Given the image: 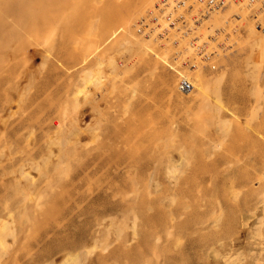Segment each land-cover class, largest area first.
<instances>
[{"label":"rangeland","instance_id":"1","mask_svg":"<svg viewBox=\"0 0 264 264\" xmlns=\"http://www.w3.org/2000/svg\"><path fill=\"white\" fill-rule=\"evenodd\" d=\"M6 1L0 264H264V56L254 67L248 33L217 71L202 68L224 77L210 104L183 103L163 84L177 81L174 48L149 43L156 55L128 74L118 66L136 58L119 52L124 31L103 44L126 0H33L25 16L22 0Z\"/></svg>","mask_w":264,"mask_h":264},{"label":"built area","instance_id":"2","mask_svg":"<svg viewBox=\"0 0 264 264\" xmlns=\"http://www.w3.org/2000/svg\"><path fill=\"white\" fill-rule=\"evenodd\" d=\"M159 5L156 20L147 22L143 18L139 30L145 36L153 35L151 40L160 47L168 44L174 48L171 64H177L176 68L183 73L200 68L217 71V59L235 49L231 34H245L244 26L264 33V0H161ZM232 6L243 10V16L239 12L232 14L220 26H214V18ZM158 21L161 24L154 28ZM145 26L148 30L143 31ZM177 79L182 92L193 91L192 79Z\"/></svg>","mask_w":264,"mask_h":264},{"label":"bare ground","instance_id":"3","mask_svg":"<svg viewBox=\"0 0 264 264\" xmlns=\"http://www.w3.org/2000/svg\"><path fill=\"white\" fill-rule=\"evenodd\" d=\"M12 1V0H11ZM19 0H15V3H17ZM23 1V9H21L22 10V13H24V16L29 12L30 13V10L32 11V6H30L29 7V5H30V3L31 2H33V0H22ZM38 1V0H37ZM160 1L161 0H126L125 2H123V3H121V5H119V7L118 8H116V10H115V12H113L114 14H112V15H110L107 19H106V21L104 22V24H103V30L104 31H107V32H109L110 34L108 35V37L104 40V42H103V44L104 43H106V42H108V41H110L111 39H113L114 37L116 38V35L118 34V33H120L121 31H124V33H125V38L119 43L120 44V49L119 50H121V51H119V52H122V53H126V54H128L130 57H131V59L132 58H136L135 59V61H133V62H128V63H125L124 65L122 64L121 65V67H120V64H119V68H122V70H124V72L125 73H128L129 74V72H132V71H134V69H135V66H137L138 64H140L141 62H143V60L145 59V57L147 56V54H149V53H151L152 52V47L150 46V44L149 43H154L155 45H158L155 41H153V40H151L152 38V36L153 35H150V36H145L144 34L143 35H141V37L139 36V37H136L135 38V35H133V33L130 31L131 29H132V27H133V25L135 24V20H134V18L135 17H138V16H140V15H142V14H144L145 15V13H147L149 10H151V9H153V10H151L150 12H148L149 14L148 15H146L147 16V18H148V22L152 19L153 21L154 20H156V18H154V17H156L157 16V10H156V7H158V6H160L159 4H160ZM3 2V1H2ZM2 2H0L1 4H2ZM40 2V1H39ZM158 3L156 6H155V3ZM5 3V2H4ZM6 3H9V0H7L6 1ZM20 3V2H19ZM0 4V5H1ZM10 4V3H9ZM5 5H7V4H5ZM38 5V4H37ZM47 5V4H46ZM41 6V5H40ZM44 6H45V4H44ZM4 7V6H3ZM14 7V6H13ZM20 8H21V6H20ZM19 8V9H20ZM33 8H34V6H33ZM36 9H37V6H36ZM18 10V9H17ZM195 10H199L198 8H196ZM4 11V10H3ZM33 11H34V9H33ZM243 10H238L236 7H234V6H232V7H230V9L229 10H227L226 12H224V13H221L219 16H216L215 18H214V20H213V23H214V26H220L222 23H223V21H224V19L226 20L229 16H231L232 14H237L238 12V14H240V15H242L243 16V12H242ZM1 12V11H0ZM38 12V11H37ZM1 13H3V12H1ZM21 14V13H20ZM19 14V15H20ZM3 15L4 16H7V15H5L4 13H3ZM31 15V14H30ZM40 15H41V13H40ZM21 17H22V15H21ZM2 18V17H1ZM7 18V17H6ZM10 18V17H9ZM11 20H12V18H11ZM10 20V21H11ZM147 20V19H146ZM21 21V23H22V21H23V19L22 20H20ZM14 21L12 20L11 22H10V24L11 23H13ZM18 22H16V24H17ZM20 23V24H21ZM55 23V22H54ZM53 23V25H55ZM138 23H139V21H138ZM14 25H15V23H13ZM39 24V23H38ZM52 24V23H51ZM51 24H49L50 25V30H49V28L47 29V30H49V31H51ZM161 24V22L160 21H158L156 24H155V26H154V28H157L159 25ZM188 24V23H187ZM42 25V24H41ZM16 26V25H15ZM114 26H117V28H113ZM134 26H136V31H138V33H140L141 32V30H139V28H137V26H138V24L136 25H134ZM13 27V26H12ZM11 27V28H12ZM54 26H52V28H53ZM1 28V27H0ZM17 28H19V26L17 27ZM16 29V28H15ZM14 29V30H15ZM20 29V28H19ZM43 29V28H42ZM111 29H113L112 31H111ZM243 29L246 31V29H247V32L246 33H248V37H247V39L244 41L245 42V45H247L249 48H250V56L248 57V58H250L252 61H253V64H254V67H256V68H258V69H260L259 67H260V65H259V63H261V60H262V56H264V55H262V54H264V33H261V32H257L252 26H250V25H248L247 27L246 26H244L243 27ZM8 30V29H7ZM7 30H6V32L5 33H9V32H12L11 34H12V36H13V32H14V34H15V31H12V29L10 30V31H8L7 32ZM53 30V29H52ZM146 30H148V27L147 26H145V28H144V30L143 31H146ZM5 31V30H4ZM22 31H23V29H22ZM48 31V33H51V32H49ZM24 32V31H23ZM47 32V31H46ZM1 33V32H0ZM5 33H3V34H5ZM26 33V32H25ZM10 34V35H11ZM6 35V34H5ZM10 35L8 36L9 38H10ZM26 35H28L27 33H26ZM45 35V34H44ZM242 35L243 34H237L236 36L234 35V34H231V41L234 43V45H235V47L234 48H236V47H240L241 45V42H239L241 39H242ZM12 36H11V39H14V38H12ZM142 36H144V37H146V39L143 37L142 38ZM2 37H4V36H2ZM14 37V36H13ZM29 38H30V36H29ZM245 38V37H244ZM32 39V38H31ZM12 42V41H11ZM102 42V41H101ZM3 43V42H2ZM13 44H14V42H12ZM151 43V44H152ZM5 44V43H4ZM17 44V43H16ZM39 44V43H38ZM41 44V43H40ZM103 44H101V45H99L98 47H96V49H99V47L100 46H102ZM1 45V44H0ZM15 45V44H14ZM10 46H11V44H10ZM119 46V45H118ZM7 48H8V46L6 47V51L8 52V50H7ZM9 49V48H8ZM116 50H118V48H116ZM166 50H169V48L167 49L166 48ZM166 50H165V52L164 53H166V54H168L167 52H166ZM97 51H99V50H97ZM114 51V50H113ZM117 52V51H116ZM94 53H96V52H94ZM152 53H155V55H156V52L154 51V49H153V52ZM4 54V53H3ZM114 54V53H113ZM117 54V53H116ZM158 54V53H157ZM163 55V56H159L160 58H162V59H160L158 56H156L157 58H159L160 60H162L164 63H167L168 62V55ZM6 55V54H5ZM45 55V54H44ZM158 55H160V54H158ZM7 56V55H6ZM92 56V55H91ZM102 56H104V55H102ZM110 56V55H109ZM112 57H114L113 55H111ZM223 56V55H222ZM44 57V56H43ZM46 57V56H45ZM44 57V62H47L49 59V57L47 58H45ZM111 57V58H112ZM126 57V56H125ZM167 57V58H166ZM42 58V57H41ZM84 58H88L87 56L86 57H84ZM90 58V57H89ZM110 58V57H109ZM115 58V57H114ZM166 58V59H165ZM10 59V58H9ZM45 59H48V60H45ZM86 59H84V61L81 63L82 64V66L83 65H85V63H86ZM113 59V58H112ZM250 60V61H251ZM108 61H110V60H108ZM126 61H129V58L126 60ZM41 62H43V60H41ZM102 62V61H101ZM100 62V63H101ZM112 63H114V61H112ZM115 64V63H114ZM167 65L169 66V68L171 69V70H175V71H178L176 74H177V76H180V77H186V76H188V78L189 79H192L193 80V93L192 94H187V95H184V94H186L187 92H182L179 88H178V79H177V81H176V84H175V82L174 83H171L170 85L169 84H167L166 82H164L163 84H164V86H166V87H169V90H168V92H169V97H170V99H173V98H176V99H178L179 101H182L183 103H185V102H193V101H195V100H197L198 98H202V99H204L205 97H207L205 100L206 101H208L207 99H209V95H211L209 92H212V91H210V87H211V84H214L215 83V85L218 87V82H220L221 83V80H222V78L224 79V77L222 76V74H221V76H217V74H215V75H206V74H204L202 71H203V69L201 68V69H199V70H196V71H193L192 73H188V72H181V71H179L176 67H178V65L177 64H171V63H167ZM100 66V65H99ZM98 66V67H99ZM253 66V65H252ZM115 67V66H114ZM157 66H154V67H151L150 69H149V73H151V74H155L156 73V71H157V68H156ZM86 70H87V68H86ZM85 70V71H86ZM31 71V70H30ZM34 71V70H33ZM84 71V70H83ZM84 71V72H85ZM86 72H89L90 73V75H91V72L92 71H89V70H87ZM120 73V72H119ZM223 73H225V72H223ZM259 74V73H258ZM223 75H225V74H223ZM255 75H256V73H255ZM24 76V75H23ZM30 76H32V75H30ZM258 76V75H257ZM257 76H255V77H257ZM32 77H34V76H32ZM29 79V78H28ZM191 80V81H192ZM29 81H32V79L31 80H28L27 82H29ZM32 82H34V81H32ZM31 82V83H32ZM29 84V83H28ZM30 85V84H29ZM212 86V87H216V86ZM25 86L27 87L28 85H26L25 84ZM218 89L220 90V87L219 88H216V90L218 91ZM212 90V89H211ZM215 90V89H214ZM215 90V91H216ZM135 93V92H134ZM214 93V92H213ZM212 93V94H213ZM209 94V95H208ZM215 94H216V92H215ZM217 95V94H216ZM184 96H186V97H184ZM215 96V95H214ZM218 96H219V94H218ZM211 98V97H210ZM217 98V97H216ZM218 99V98H217ZM220 100H218V102H219ZM194 103V102H193ZM205 105H206V102L204 101L203 102ZM207 103H209L210 104V102L208 101ZM217 103V102H216ZM219 103H221V102H219ZM218 103V104H219ZM203 104V105H204ZM77 105V104H76ZM204 105V106H205ZM97 106V105H96ZM95 106V107H96ZM209 107H210V105H208ZM208 106L206 107L205 106V108H208ZM217 106V105H216ZM77 107V106H76ZM199 107V106H198ZM222 107V106H221ZM97 108V107H96ZM204 108V107H203ZM204 108V109H205ZM218 108V107H217ZM217 108H216V110H217ZM219 109H220V107H219ZM219 109H218V111H219ZM199 110H201V108L199 109ZM221 110V109H220ZM221 111H219V112H216V113H220ZM230 112V111H229ZM2 113V112H1ZM0 113V114H1ZM15 113V112H14ZM65 114H70L69 112H67V111H65L64 112ZM93 113V112H92ZM231 113V112H230ZM12 114V113H11ZM195 114V113H194ZM231 114H233V113H231ZM218 115V114H217ZM13 116V115H12ZM11 116V117H12ZM237 116V115H236ZM68 117H69V115H68ZM218 117H219V115H218ZM1 119V118H0ZM65 119H67V118H65ZM69 119L70 118H68L67 120L69 121ZM237 119V118H236ZM4 120V119H3ZM78 120V119H77ZM74 123H76L75 121L76 120H72ZM197 121V120H196ZM232 121V120H231ZM73 122H72V124H73ZM79 122H77L76 124H78ZM223 123V121L221 122V124ZM225 123V122H224ZM69 124V123H68ZM70 124H71V122H70ZM69 125V126H72V128H73V126H74V124L73 125ZM96 124V123H95ZM219 124V123H218ZM77 126V125H76ZM79 126V125H78ZM89 126V125H88ZM58 127H60V126H58ZM63 127V126H62ZM86 127V126H85ZM84 127V128H85ZM95 127V126H94ZM88 128H90V127H88ZM58 129V128H57ZM78 129V128H77ZM55 131H57L56 129H54ZM78 130H80V129H78ZM77 130V131H78ZM81 130H83V128L81 129ZM80 130V131H81ZM86 130H87V128H86ZM58 131L60 132V129H58ZM57 131V133H59ZM65 131V130H64ZM64 131H62V132H60L59 134H63V132ZM67 131L68 130H66L65 132H66V134H67ZM84 131H85V129H84ZM56 133V134H57ZM70 133H71V131H70ZM170 135H172V134H177L176 136V138H178L179 136H178V132L176 133L175 131H172V130H170L169 132H168ZM172 133V134H171ZM49 134V133H48ZM55 134V137L57 136ZM62 134L60 135V136H62ZM66 134H65V136H66ZM174 134V135H175ZM68 135H70L69 134V131H68ZM168 135V134H167ZM168 136L166 139L169 141V139H171V138H169V137H171V136ZM174 135H172L173 137H174ZM50 136H51V134H50ZM59 136V137H60ZM68 137V136H67ZM61 138V137H60ZM66 137H64V139H65ZM175 138V137H174ZM174 138H172L170 141L172 142V140H174ZM175 138V139H176ZM179 138H181V137H179ZM47 139H49V136H48V138ZM46 139V140H47ZM52 139V138H51ZM50 139V140H51ZM69 140V139H68ZM166 140V141H167ZM179 140V139H178ZM52 141H53V139H52ZM51 141V142H52ZM170 141H169V143H170ZM175 141V140H174ZM173 141V142H174ZM50 142V143H51ZM71 142V141H70ZM52 143H55V141L54 142H52ZM168 143V142H167ZM168 143V144H169ZM175 143V142H174ZM50 145H52V144H50ZM171 145H173V144H171ZM2 151V150H1ZM3 153H5V152H3ZM52 153V152H51ZM50 154V153H49ZM6 155V154H5ZM1 156V155H0ZM13 156V155H12ZM187 157V156H186ZM48 158H50V157H48ZM184 161V160H183ZM186 164V163H185ZM34 165V164H33ZM21 166V165H20ZM19 166V164H18V167H19V169L21 168ZM52 166V165H51ZM172 167V166H171ZM174 167V166H173ZM16 168V167H15ZM23 168V167H22ZM22 168H21V170H19V171H22ZM45 168V167H44ZM24 169V168H23ZM57 169H58V167H57ZM168 169V168H167ZM174 169V168H173ZM16 170V169H15ZM17 170H18V168H17ZM43 170V169H42ZM41 170V171H42ZM170 170V169H169ZM18 171V172H19ZM55 171V170H54ZM58 171V170H57ZM63 171V170H62ZM172 171V170H171ZM40 172V171H39ZM45 172V171H44ZM6 173V172H5ZM14 173H16V172H14ZM20 173V172H19ZM41 173V172H40ZM45 174V173H44ZM47 175H48V173H47ZM151 180V179H150ZM151 182V181H150ZM238 189V188H237ZM237 189H236V191H237ZM138 190V189H137ZM235 194V193H234ZM233 194V195H234ZM239 194V193H238ZM149 195V194H148ZM172 198V197H171ZM236 199H237V197H236ZM170 201H171V199H170ZM171 204H172V201H171ZM169 205H170V203H169ZM168 205V206H169ZM133 214H135L134 212H133ZM136 215V214H135ZM134 221H135V219H134ZM121 228V227H120ZM110 229V228H109ZM121 230H123V229H121ZM120 233V232H119ZM116 234H117V232H116ZM118 235V234H117ZM103 237H102V239L105 237L104 235H102ZM110 236V235H109ZM108 235H107V237H109ZM120 236V235H119ZM107 239V238H106ZM104 240V239H103ZM109 240V239H108ZM125 242V241H124ZM131 242V241H130ZM180 244V243H179ZM101 248V247H100ZM102 249V248H101ZM93 251H95V250H93ZM91 252V251H90ZM104 252V251H103ZM93 253H95V252H93ZM93 253H86V254H93ZM102 254H104V253H102ZM80 260V259H79ZM87 260V259H86ZM77 261H78V259H77ZM76 261V262H77ZM68 262V261H67ZM83 262V261H82ZM77 264V263H76ZM81 264V263H80Z\"/></svg>","mask_w":264,"mask_h":264}]
</instances>
